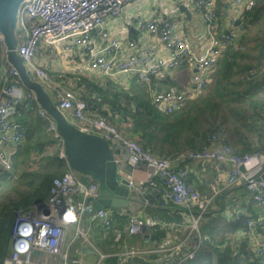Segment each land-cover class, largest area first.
<instances>
[{"label": "built area", "instance_id": "obj_1", "mask_svg": "<svg viewBox=\"0 0 264 264\" xmlns=\"http://www.w3.org/2000/svg\"><path fill=\"white\" fill-rule=\"evenodd\" d=\"M133 0H22L17 5L18 31L15 34V50L27 65L26 71L36 75L42 83L54 90L57 107L68 110L76 122L78 129L95 133L106 140L118 143L124 152L126 161L132 166L141 167L144 172L143 183H149L158 177L164 181L167 196L175 203L185 207L191 216L193 226L196 224L202 210L207 207L190 184L186 182L187 172L184 168H174V163L180 160L215 161L227 163L229 170L226 181L230 185L242 182L247 191L252 193V201L258 207L253 213H244L243 223L245 233L260 264H264V179H258L264 171L263 153H235L228 143L217 144V137L212 135L207 142L195 150L179 152L173 158L158 156L145 150L137 136H129L117 124L95 112H89L87 102L74 90L55 81L46 70L40 67L34 57L41 43L58 46L65 42V48L77 46L83 50L89 67L104 74L108 79L115 80L125 76L127 82L136 80L147 82L149 75L168 73L181 65H193L190 82L200 89L206 83L209 70L226 49L245 46L240 43V31L227 30L212 37L196 52L190 40L178 35L174 23L168 18L154 15L150 19L138 21V29L145 30L147 35L155 37L159 46L153 44L146 47L144 52H138L139 41L115 33L114 20L123 7ZM241 10L251 11L255 0H230ZM215 0H194L193 5L201 10L207 19L206 24L211 28L214 18ZM241 26V25H240ZM0 192L5 180L12 181L13 155L25 137L26 127L18 118L25 112L36 111L46 124L54 145L62 143V137L57 131L55 121L41 106L36 105V97L32 90L23 89L19 80L18 70L8 60L6 45L0 32ZM155 104L171 112L179 108L184 101V94L175 87L156 90L153 92ZM264 105V102H263ZM60 155L63 156L62 150ZM122 159L115 157L114 162L120 164ZM240 166L244 169L241 170ZM132 186V183L128 181ZM98 194L94 183L84 184L70 172L55 176L51 181L49 194L37 211L16 210L11 227V247L3 258L2 264H68L70 245L63 244L64 226L75 221L77 231L84 236L81 226L84 219L88 223L100 222L105 228L111 227L113 210L101 207L93 213L85 212L87 198ZM142 204H147L148 196L139 190ZM198 206L200 211L196 216L192 207ZM58 209L61 210L58 213ZM120 212V213H124ZM70 214V218L66 216ZM239 218V215L235 217ZM149 220L130 214L126 232L128 235L139 234ZM118 233L117 229H113ZM183 243L172 244L170 250H178ZM196 248L184 253L183 259L192 258ZM35 250L46 252L49 260L36 257ZM167 248L156 250L136 251L128 249L117 252L120 264H127L130 257L139 256L144 252L160 253L155 262L163 259ZM99 253L94 264H105V254ZM59 261H54V256Z\"/></svg>", "mask_w": 264, "mask_h": 264}, {"label": "trees", "instance_id": "obj_2", "mask_svg": "<svg viewBox=\"0 0 264 264\" xmlns=\"http://www.w3.org/2000/svg\"><path fill=\"white\" fill-rule=\"evenodd\" d=\"M243 17L240 37L247 47L243 50L226 49L207 73L205 85L198 89L194 97L183 101L179 108L166 112L155 104L150 89L153 81L151 78L147 82L132 81L127 88L112 86L110 82H101L100 79L83 78V87L88 91L83 94V99L88 107L96 109L99 112L97 114L102 117L111 120L108 117L110 112L120 115L129 124V127H125L127 131L130 130L138 137L145 150L158 156L173 158L179 152L201 148L209 144L207 142H210L208 139L212 135L217 137V144L228 143L225 139L229 134L236 136L238 142H244L247 137L243 131L254 129L251 122L257 128L255 122L261 119V109L264 108V100L258 94L264 85V73L261 74V60L264 59V0H255L253 9L244 10ZM258 26L259 29L255 30ZM252 43L254 47H260L256 55L249 48ZM1 53L0 48V61ZM167 88L169 87H165ZM262 135L264 137V129ZM229 145L235 153H261L258 148L264 149V145L260 144L261 147L252 146L242 152ZM53 155L43 156L37 167L23 169L21 175L23 172L25 174L21 184L13 186V190L3 191L0 195V264L11 247V227L15 211L29 210L36 202L44 201L49 194L52 179L58 175L59 168L64 164L58 154ZM198 193L200 198L204 196V192ZM250 201L253 202L251 198ZM187 211L185 207L169 199L160 213L149 214L156 221L155 224L145 225L148 230L134 235L126 232L128 215L125 213L114 212L110 228H105L100 222L92 223L94 232H98L100 239L106 241L102 239L101 242L110 247L105 250L104 245L95 240L99 250L105 254L103 262L120 264L117 251L122 248L119 244H125L127 249H139L145 247V242L161 240L168 229V226H162L167 223L182 225L184 216L189 214ZM199 211L198 206H193L192 213L195 216ZM237 215L238 219L235 218ZM243 220V212L225 213L223 208L216 211L206 208L198 218V232L195 230L189 235L186 245L180 251L168 260L163 258L159 262L154 259L160 253H147L138 262L260 264L245 233ZM114 228L118 233L113 231ZM147 231L152 232L150 238L146 237ZM192 248H196L194 256L183 259L184 253ZM137 260L138 258H129L127 264ZM68 264H73L71 257Z\"/></svg>", "mask_w": 264, "mask_h": 264}, {"label": "crops", "instance_id": "obj_3", "mask_svg": "<svg viewBox=\"0 0 264 264\" xmlns=\"http://www.w3.org/2000/svg\"><path fill=\"white\" fill-rule=\"evenodd\" d=\"M193 1L194 0H133L127 3L124 6L125 8L123 7L121 13L114 20L108 21V23L113 25V29L117 35L137 39L139 41V47L136 51L140 53L144 52L146 47L153 44L159 46L158 40L155 37H150L145 30L138 29L139 20L150 19L154 15H157L159 18L171 19L174 23L175 32L180 36L187 37L193 49L198 53L201 52L202 47L211 40L212 37L217 38L218 35L224 31L236 29L240 31L241 34L244 19L243 10L231 3L230 0H215V16L211 20V28L207 27V19H205L203 12L194 8ZM180 3L186 6L187 12L179 7ZM259 23L257 24L260 25ZM240 43L243 44L241 37ZM65 44V42H61L58 46H55L41 43L34 59L40 67L44 68L46 72L49 73L48 75L56 84H61L60 86H65L74 90L83 98V94L88 92L83 87V78H94L96 80L97 77L95 73L100 72H96L89 67L88 61L81 48L72 46V48L68 50L65 48ZM243 45L245 46V44ZM249 48L257 47H254L252 43L249 44ZM253 52L255 51L253 50ZM252 58H254V56ZM187 67L191 68L192 72L195 70L193 65H182L168 73L163 72L160 75L152 76L151 79H153V81L150 87L151 94L156 90L165 89V87H175L184 94V101L194 97L198 89L190 82V75L192 72H190L188 80H184V70ZM27 73L33 81L40 83L42 86V98L44 102H54L53 88L37 80L36 77H33L34 74L32 76V73ZM262 73H264V59L261 60V74ZM100 74L105 78L102 81L100 79L101 82H110L112 86L119 88H127L132 81H136L132 80L131 82H127L126 77L123 75L115 80H110L104 74ZM262 88L263 90H261V93H257L259 97H261V100H264V85ZM23 89L27 90L24 86ZM36 105L40 106L37 100ZM103 107L108 109L106 105ZM58 109L64 117L60 124L63 131L61 146L54 145L55 141L51 137L46 124L36 111L25 112L18 118L19 122L25 125L26 130L23 141L17 147L16 153L13 155V166L15 167V165H17L18 160L21 162L26 160L25 162L28 161L33 167H37L43 156L58 154L59 158L64 162L58 170V175L64 172H70L76 179L84 184L94 183L98 191V194L94 196V198L99 196L100 190L105 194L104 198L106 200L108 196L112 198L121 195V197L126 200L127 204V210L124 212L125 214L138 215L149 220V225L155 224L156 221L149 214L160 213L170 199L167 196V189L164 181L161 178L155 177L151 182L144 184V172L142 168L132 166L126 161L123 149L118 143L105 139L107 144L104 145L101 141L94 138H81L77 135L72 126H76V122L71 113L68 110ZM89 112L99 113L93 107H89ZM109 114L110 117H108L119 125L121 130L129 136H134V133H131L130 130L129 132L127 131L126 126L129 127V124L125 123L123 119L120 118V115L111 114V112ZM260 116L261 119L258 117L259 120L256 122L254 121L257 128H255L254 124L251 122L254 129L243 131L247 140L238 142L235 138L236 136L224 134V136L227 135V139L225 140L242 152L252 146L259 147L260 144L264 145V137L262 135L264 129V108L261 109ZM64 145L66 148H64ZM258 149L264 154V149ZM61 150L63 156L60 155ZM65 150H67V153H65ZM115 157H120L122 159L120 164L113 163L109 167L104 165V160H108V162L111 160L114 161ZM179 167L186 170V179L189 184L198 192H204V194H202L204 196L201 200L207 204V209L216 211L223 208L225 213L253 212L254 214L257 211L258 207L250 201V198L252 199L251 193L244 188L242 182H237L232 185L227 183L226 176L229 170V165L227 163L180 160L174 163V168ZM13 175L15 176V174ZM122 179L130 181L132 186L129 185L131 187L123 188L121 185H118L117 187V184ZM7 182H9V180H5L4 184ZM140 189L144 190L148 196L147 204H142L141 202L139 194ZM31 209L33 211L38 210L34 205ZM205 209H203L202 212ZM114 212L117 211H113V213ZM171 212L172 209L169 210V213ZM117 213L122 214L120 212ZM184 219L182 225L175 223L163 225L162 227L168 226V229L161 240L145 242L144 248L135 250H156L164 246L167 250L163 258L168 260V258H171L178 252V250H170L172 244L182 242L185 246L189 235L195 232V230L198 232V220L193 226V221L189 214L184 216ZM81 228L84 232V236L80 235L81 233L77 231L75 221L64 226L63 244L70 245L69 253L73 264H94L99 258L98 252L103 253L99 250V246L95 244V240L100 241V245H104L105 250L110 247L101 242L103 238L100 239L99 233H95L94 229L91 227V223H88L85 219ZM151 236L152 232L147 231L146 237L150 238ZM119 247L122 248V250L120 249V251H117L119 253L128 250L125 244L121 246L119 244ZM147 253L153 252H144L139 256L130 257L133 259L138 258L137 261H132L131 263L141 264V262H138L139 259L142 258L143 260L145 258L144 255ZM34 255L40 258L44 257L45 259L50 257L46 252L40 250H35ZM53 259L58 262L59 256H54Z\"/></svg>", "mask_w": 264, "mask_h": 264}, {"label": "water", "instance_id": "obj_4", "mask_svg": "<svg viewBox=\"0 0 264 264\" xmlns=\"http://www.w3.org/2000/svg\"><path fill=\"white\" fill-rule=\"evenodd\" d=\"M20 1L22 0H0V32L3 35L4 40H5L7 58L12 63V65L17 68L19 80L21 81L22 85L25 88L30 89L34 92L36 100L39 102L41 108H43L46 111V113L54 119L57 131L59 132L61 137H63L62 136L63 131L61 129L60 124L62 122V119H64V117L61 111L57 107V102L56 101L47 102V103L44 102L42 98V92H43L42 86L40 85V83L33 81L31 79V77L28 75L27 71L25 70L24 63L21 57L17 54L15 50V46H16L15 34L9 27V18L16 15L17 5ZM179 7L187 12V8L186 6L183 5V3H180ZM149 78H152V75H149ZM72 126L74 127L77 135L80 136L81 138H85V139H88L87 137L94 138V139L101 141V143H103L104 145L107 144V141L104 138L96 134H93V133L81 131L74 125ZM64 148H66L65 145H64ZM65 153H67V150H65ZM113 163L115 164L113 160L109 162L108 160H104V165H106V167L111 166V164ZM240 169L243 170L244 167L240 166ZM258 179H264V171L261 172ZM118 185H121L123 188L131 187L129 186L128 181L124 179H122L117 184V187ZM104 197H105V194H103V192L100 190L98 197L87 198L85 201V206H84L85 212L84 213H89V214L93 213L94 211H96L97 209L101 207L110 208L113 211H117V212H123L127 210L126 200L123 197H121V195L118 197L114 196L112 198L108 196L107 200ZM41 205H42V202H36L34 204V207L38 209ZM60 212L61 210L58 209V213ZM66 218L69 219L70 214H68ZM147 228L148 226H144L143 230L146 231Z\"/></svg>", "mask_w": 264, "mask_h": 264}, {"label": "rangeland", "instance_id": "obj_5", "mask_svg": "<svg viewBox=\"0 0 264 264\" xmlns=\"http://www.w3.org/2000/svg\"><path fill=\"white\" fill-rule=\"evenodd\" d=\"M125 8V7H124ZM9 27H10V29L14 32V34H16V32L18 31V25H17V18H16V15L15 16H13V17H10L9 18ZM259 27L260 26H258V27H255L254 29L255 30H258L259 29ZM261 44V43H260ZM258 49H259V47H257ZM257 48H250L251 49V52L253 53V54H257L258 53V49ZM253 50L255 51V52H253ZM24 67H25V70H26V68H27V65L26 64H24ZM190 72H192V69L191 68H185V70H184V80L185 81H187L188 80V77H189V74H190ZM48 73V72H47ZM49 74V73H48ZM32 76H33V74H31ZM95 76L97 77V79H101V81L102 80H104L105 78H103L102 77V75L100 74V73H95ZM33 77H36L37 78V80H39L38 79V77L36 76V75H34ZM209 95H211V94H209ZM212 96V95H211ZM107 116H108V114H107ZM109 117H110V115H109ZM35 160V159H34ZM26 161V160H25ZM21 162L20 160H18V163H17V165L13 168V174H15V178L12 180V181H9V182H7L6 184H4V187H3V191H5V190H13V186L15 187V186H17L18 184H21V182H22V176L25 174V172H23V174L21 175V172H22V170L23 169H25V170H29L28 168L30 167H33V165L30 163V162ZM34 167H36V166H34ZM24 170V171H25ZM3 191L0 193V195L3 193ZM43 257V256H42ZM43 259L44 260H49V257L48 258H44L43 257Z\"/></svg>", "mask_w": 264, "mask_h": 264}]
</instances>
